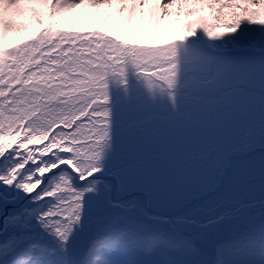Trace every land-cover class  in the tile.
I'll return each mask as SVG.
<instances>
[{
    "label": "snow or ice",
    "instance_id": "1",
    "mask_svg": "<svg viewBox=\"0 0 264 264\" xmlns=\"http://www.w3.org/2000/svg\"><path fill=\"white\" fill-rule=\"evenodd\" d=\"M85 8L108 10L99 27L77 20ZM205 10L232 15L228 32L197 21L142 43ZM66 18L76 25L58 27ZM182 64L195 102L264 123V0H0V264H116L98 251L111 228L86 229L110 85L131 68L175 101Z\"/></svg>",
    "mask_w": 264,
    "mask_h": 264
},
{
    "label": "trees",
    "instance_id": "2",
    "mask_svg": "<svg viewBox=\"0 0 264 264\" xmlns=\"http://www.w3.org/2000/svg\"><path fill=\"white\" fill-rule=\"evenodd\" d=\"M232 11L239 14L241 10ZM232 18L227 13H221L220 19L214 21L195 16L183 24L181 31L188 24L200 21L213 31L228 32L223 25ZM90 19L97 23L88 25ZM100 19L103 18L88 17L84 13L77 17L85 26L92 27H99ZM75 25L76 21L66 18L57 26L71 28ZM179 34L162 28L159 23L160 39L142 43L162 44L165 39ZM25 38L18 35L16 39H6L4 45L8 47L17 39ZM183 77L182 64L180 80ZM126 78V85H110V101L114 100L110 103L111 139L101 146L99 161L102 169H111L124 184L139 185L148 177L162 174L170 182L184 175L198 177L202 173H213L217 168L223 169L230 156L246 153L264 140V123L258 119L224 117L220 109L195 102L184 80L176 89L173 101L166 88L150 87L143 77L139 80L131 68L126 71ZM118 87L120 90L115 96ZM244 134L249 135L253 143L243 144ZM89 210L93 212L87 217V230L111 228L110 233L98 238V242L102 241L98 251L108 250L116 264H264V219L225 235L230 228V216L205 222H170L147 216L133 207L127 210L114 206L99 189L91 196ZM208 231L220 232L223 238L211 241L200 235ZM188 232L194 234L196 240H192Z\"/></svg>",
    "mask_w": 264,
    "mask_h": 264
},
{
    "label": "bare ground",
    "instance_id": "3",
    "mask_svg": "<svg viewBox=\"0 0 264 264\" xmlns=\"http://www.w3.org/2000/svg\"><path fill=\"white\" fill-rule=\"evenodd\" d=\"M230 160L231 163L227 167L225 176L217 182V186L214 188L217 193L198 194L174 208L159 209L161 214L170 215L174 211H182V219L179 220L194 221L197 216L207 215L212 211L229 208L233 205H241L244 209L262 208L264 206V147L256 148L243 157H233ZM92 180H96L95 185H99L107 191L109 198L120 203L119 206L128 207L131 204L142 209L150 217L154 215L149 210L154 207L151 208L144 204L141 192L134 190L135 188L124 190L117 176L102 169L90 177L88 182L91 183ZM257 217L259 216H255L251 220H258L260 217L262 218V215L258 219ZM245 218L237 217L236 222Z\"/></svg>",
    "mask_w": 264,
    "mask_h": 264
},
{
    "label": "rangeland",
    "instance_id": "4",
    "mask_svg": "<svg viewBox=\"0 0 264 264\" xmlns=\"http://www.w3.org/2000/svg\"><path fill=\"white\" fill-rule=\"evenodd\" d=\"M108 10L105 9H101L99 11L95 10V9H91V8H85L84 10V14L86 16H91V17H96V18H104L105 13ZM114 11V9L112 10ZM201 16H204L208 19H212L213 21L216 20L214 18V13L205 10L204 12H202L200 14ZM195 16H190L187 14H182V15H176L173 14L171 17L166 18L163 21H160V25L162 28L164 29H168L176 34L178 33H182L183 31H181V28L183 26V24L188 21V19L193 18ZM139 80L142 79L141 76ZM120 90V87H118V89L116 91ZM115 91V93H116ZM111 102V101H110ZM248 133V132H247ZM246 133V134H247ZM243 135V144L248 143V141H251L253 143L252 138L249 135ZM261 143L259 146H254L252 147V149L248 150V152L243 153V154H238L236 156H230L227 159V163L225 164L223 169H216V171H214L213 173H202L200 174L198 177L197 176H180L179 179H172L170 182L167 181L164 178V174L162 175H158L155 177H148L145 181H140L139 185H135L131 182L129 183H123L122 180H120V178L117 176V178L119 179L120 185L124 190L130 189V188H135V189H139L142 190L143 192L146 193V196L148 197V205L152 208H156V209H171L174 208V206L185 202L189 199H191L192 197H195L196 194L202 192V194L204 192H206V190L208 189H214L217 186V182L220 181L222 179V177L225 176L226 174V170L227 167L230 165L231 163V158L233 157H243L246 154H248L249 152H251L252 150L259 148V147H264V140H261ZM215 156V155H214ZM110 171H112L111 169H109V171L107 170L106 172L111 173ZM177 174V173H176ZM180 175V174H179ZM94 187L99 190H101L102 192H105L106 194V199L108 200V196H107V191L100 187L99 185H94ZM201 194V195H202ZM109 201V200H108ZM110 202V201H109ZM136 208L138 209L141 213L143 212L145 215H147L142 209L137 208L134 205L128 206V207H123L124 209L130 210V208ZM93 211L89 210L87 212L86 215V220L87 217H89L92 214ZM260 215L264 216V206H262V208H251V209H244L242 208L241 205H233V206H229V208H225V209H218L217 211H212L207 215H200L197 216L196 219H194V221H199V222H205L208 221V219H212V218H219V217H231V223L230 226H238V227H233L235 229H233L234 232H236L237 230L241 229V225H246V223L251 221V218L255 217V216H259ZM148 216V215H147ZM246 217L245 219H242L241 221H239L238 223L236 222L237 217ZM257 217V218H259ZM261 218V217H260ZM234 220V221H233ZM87 222V221H86ZM237 224V225H235ZM240 226V227H239ZM214 232V231H213ZM202 232L200 235H202V237L207 238L208 240L210 239L211 241L214 240V236H217L216 232ZM190 238L192 240H194L195 237H193V234L191 232H188Z\"/></svg>",
    "mask_w": 264,
    "mask_h": 264
},
{
    "label": "water",
    "instance_id": "5",
    "mask_svg": "<svg viewBox=\"0 0 264 264\" xmlns=\"http://www.w3.org/2000/svg\"><path fill=\"white\" fill-rule=\"evenodd\" d=\"M184 80V77L180 80V83ZM119 90L116 91L115 93V96L118 94ZM114 101V100H113ZM111 101V102H113ZM110 102V103H111ZM109 173V172H108ZM111 174V173H109ZM134 190H138L139 192H141V194L143 195L144 197V204L146 206H148V197L146 196V193L139 190V189H134ZM210 193H217L216 190H214L213 188L212 189H208L206 190V192H204L202 195H207V194H210ZM109 198V197H108ZM110 202L113 204V205H121L120 203H118L116 200H113L111 198H109ZM152 214L154 213V215L152 217H157V218H161V219H167L169 220L170 222H172L173 220H179V219H182V211H174V213L170 214V215H166V214H161V211L159 209H155V208H152V209H149ZM203 250V248H200ZM209 255L211 256V253H209Z\"/></svg>",
    "mask_w": 264,
    "mask_h": 264
}]
</instances>
